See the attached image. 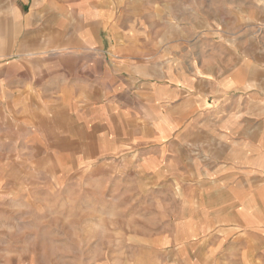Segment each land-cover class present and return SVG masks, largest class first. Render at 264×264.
Masks as SVG:
<instances>
[{"label":"crops","instance_id":"obj_1","mask_svg":"<svg viewBox=\"0 0 264 264\" xmlns=\"http://www.w3.org/2000/svg\"><path fill=\"white\" fill-rule=\"evenodd\" d=\"M55 1L20 0L12 40L0 6V139L6 118L78 126L70 140L113 145L89 161L125 173L133 206L177 220L189 194L193 245L245 264L252 241L264 264V0H61L64 52L26 56L33 29L61 27L34 19Z\"/></svg>","mask_w":264,"mask_h":264},{"label":"rangeland","instance_id":"obj_2","mask_svg":"<svg viewBox=\"0 0 264 264\" xmlns=\"http://www.w3.org/2000/svg\"><path fill=\"white\" fill-rule=\"evenodd\" d=\"M19 3L0 0L6 5L7 40L19 19L14 11ZM55 3L34 19L59 20L61 27L29 30L35 34L30 39L34 50L26 56L64 52L62 38L52 36H65L69 29L62 26L75 14L68 4L62 8L61 0ZM7 48L6 59L16 58L13 44ZM3 57L0 53V62ZM38 120L37 125H14L6 118L5 140L0 139V264H243L232 260L231 247L217 238L209 248L193 245L192 196L169 207L177 220H164L154 197L133 206L125 193V173L89 161L101 150L112 151L109 141H73L70 136H82L78 126H56L66 132L61 135L45 119ZM254 245L247 244L245 264H259Z\"/></svg>","mask_w":264,"mask_h":264}]
</instances>
